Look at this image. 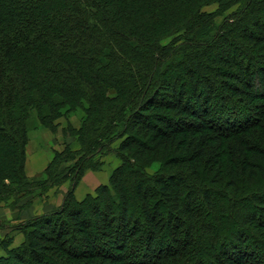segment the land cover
I'll use <instances>...</instances> for the list:
<instances>
[{
	"label": "trees",
	"instance_id": "obj_1",
	"mask_svg": "<svg viewBox=\"0 0 264 264\" xmlns=\"http://www.w3.org/2000/svg\"><path fill=\"white\" fill-rule=\"evenodd\" d=\"M36 111L79 116L74 186L0 264H264V0H0V200L38 183Z\"/></svg>",
	"mask_w": 264,
	"mask_h": 264
},
{
	"label": "rangeland",
	"instance_id": "obj_2",
	"mask_svg": "<svg viewBox=\"0 0 264 264\" xmlns=\"http://www.w3.org/2000/svg\"><path fill=\"white\" fill-rule=\"evenodd\" d=\"M206 9L217 11L218 5L212 4ZM222 17L218 16L217 21L220 22ZM241 84V82L236 83L239 87L243 86ZM69 119L60 117L53 123H47L41 120L36 111L25 148L24 172L27 180H36L38 183L34 192L22 197L19 203L16 201L13 203L14 197L0 200V257L9 254L8 249H5L1 243L2 240L13 237V242L9 244L10 248L20 247L26 240L25 232L21 228H16L21 222L18 216L23 220L55 211L60 208L65 195L74 186L69 174L71 171L65 170L74 161L57 164L59 153L64 154V151L70 148H81L78 136L72 132L73 127L69 126L70 122L79 129L81 127L79 116L73 115ZM98 160L101 164L97 163L88 167L78 177L79 180L74 187L78 199H83L88 193H94L101 184L108 183L113 171L120 165V159L114 151H109L102 156L98 155L95 157V162ZM63 171L64 174L68 173L67 177L62 174Z\"/></svg>",
	"mask_w": 264,
	"mask_h": 264
}]
</instances>
